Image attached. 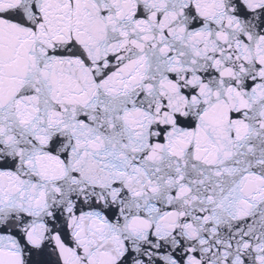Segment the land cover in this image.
I'll return each mask as SVG.
<instances>
[{"label": "snow or ice", "instance_id": "obj_1", "mask_svg": "<svg viewBox=\"0 0 264 264\" xmlns=\"http://www.w3.org/2000/svg\"><path fill=\"white\" fill-rule=\"evenodd\" d=\"M0 264H264V0H0Z\"/></svg>", "mask_w": 264, "mask_h": 264}]
</instances>
